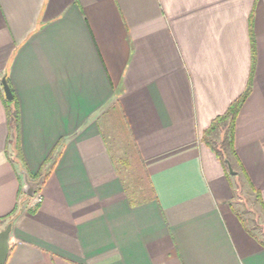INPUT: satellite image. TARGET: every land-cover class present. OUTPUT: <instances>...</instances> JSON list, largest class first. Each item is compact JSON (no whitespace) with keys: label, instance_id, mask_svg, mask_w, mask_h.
I'll return each mask as SVG.
<instances>
[{"label":"crops","instance_id":"obj_1","mask_svg":"<svg viewBox=\"0 0 264 264\" xmlns=\"http://www.w3.org/2000/svg\"><path fill=\"white\" fill-rule=\"evenodd\" d=\"M251 74L234 143L264 205V0H0L5 264H264L235 175L203 141ZM121 127L152 188L142 201L118 171ZM23 170L45 177L42 202Z\"/></svg>","mask_w":264,"mask_h":264},{"label":"trees","instance_id":"obj_2","mask_svg":"<svg viewBox=\"0 0 264 264\" xmlns=\"http://www.w3.org/2000/svg\"><path fill=\"white\" fill-rule=\"evenodd\" d=\"M253 59L255 60V45L253 41L252 48ZM250 81L245 89V93L241 95L238 99L233 101L228 110L222 114L221 116L216 117L215 120L211 123L206 131H204L203 141L210 145L215 151L217 157L220 158L226 169H229L228 163L232 164V169L237 171L235 177H239L242 175L244 179L249 183V186L252 187V183L248 180L247 174L242 169V165L240 163L239 156L237 155L234 138H235V127L237 121V115L242 107V103L246 100V98L251 93L252 89V74L250 76ZM10 83V82H9ZM11 87V85H10ZM12 89V87H11ZM13 94L15 95L14 90L12 89ZM9 103V115H10V127L12 129V134H19L20 131V114H19V104L16 100V97L12 101H7ZM122 133L120 134L122 137L123 148L124 151L118 157V171L123 174V178L125 180V187L128 192V196L134 202L142 201L147 198L148 192L152 191L148 181H147V173H145V169L140 160L137 159L135 149L133 148L134 144L131 141L130 136L127 134L126 128H122ZM217 134H222L221 139H215ZM138 170H137V169ZM255 201L262 208L264 213V205L262 203L261 195L256 192ZM237 211V209H236ZM240 220H242L246 230L248 233L253 235L262 245H264V239H261L257 233H254L253 229L249 228L246 220L242 217L241 213L237 211Z\"/></svg>","mask_w":264,"mask_h":264},{"label":"rangeland","instance_id":"obj_3","mask_svg":"<svg viewBox=\"0 0 264 264\" xmlns=\"http://www.w3.org/2000/svg\"><path fill=\"white\" fill-rule=\"evenodd\" d=\"M119 139V137L115 138L114 142V147L117 149L116 151H119L117 153L118 155L123 153L121 151L122 149L119 147L121 143ZM233 179L237 184V203L235 208H237V211H239L244 220H246L248 227L250 229L252 228L254 233H257L261 239H264V213L262 208L255 201L256 194L254 190L249 186V183L242 175L238 178L233 176Z\"/></svg>","mask_w":264,"mask_h":264},{"label":"water","instance_id":"obj_4","mask_svg":"<svg viewBox=\"0 0 264 264\" xmlns=\"http://www.w3.org/2000/svg\"><path fill=\"white\" fill-rule=\"evenodd\" d=\"M3 89L5 91L6 99L12 101L14 99V94L6 78L3 79ZM228 167L233 175L237 174V171L235 172L234 169H232V164L230 162L228 163ZM23 178L25 182L23 191H25L30 197L36 194L37 190L41 188L45 180L44 176L39 177L38 180L31 179L25 170H23ZM11 228L12 223H9L7 227L0 232V264H5L8 260V254L11 248V243H9V237L12 232Z\"/></svg>","mask_w":264,"mask_h":264},{"label":"built area","instance_id":"obj_5","mask_svg":"<svg viewBox=\"0 0 264 264\" xmlns=\"http://www.w3.org/2000/svg\"><path fill=\"white\" fill-rule=\"evenodd\" d=\"M43 200V195L40 192V189L37 190L36 194L34 196H32V202L31 203H40Z\"/></svg>","mask_w":264,"mask_h":264}]
</instances>
